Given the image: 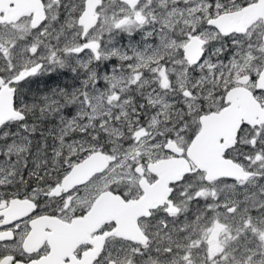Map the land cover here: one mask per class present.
I'll use <instances>...</instances> for the list:
<instances>
[{
  "label": "snow or ice",
  "instance_id": "1",
  "mask_svg": "<svg viewBox=\"0 0 264 264\" xmlns=\"http://www.w3.org/2000/svg\"><path fill=\"white\" fill-rule=\"evenodd\" d=\"M0 264H264V0H0Z\"/></svg>",
  "mask_w": 264,
  "mask_h": 264
},
{
  "label": "flooded vegetation",
  "instance_id": "2",
  "mask_svg": "<svg viewBox=\"0 0 264 264\" xmlns=\"http://www.w3.org/2000/svg\"><path fill=\"white\" fill-rule=\"evenodd\" d=\"M58 77H67V76H58V75H54V76H51V77H45L47 79V84H56L58 82H61V81H64V80H58L56 78ZM68 79V78H67ZM65 82V81H64Z\"/></svg>",
  "mask_w": 264,
  "mask_h": 264
},
{
  "label": "trees",
  "instance_id": "3",
  "mask_svg": "<svg viewBox=\"0 0 264 264\" xmlns=\"http://www.w3.org/2000/svg\"><path fill=\"white\" fill-rule=\"evenodd\" d=\"M68 77H58V78H56V79H58V80H64L65 82H67V79ZM40 87H45V86H55V84H47V79L46 78H43L42 79V81H41V83H40V85H39Z\"/></svg>",
  "mask_w": 264,
  "mask_h": 264
}]
</instances>
